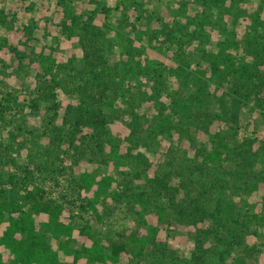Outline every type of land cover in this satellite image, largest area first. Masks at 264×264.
I'll return each instance as SVG.
<instances>
[{
	"label": "rangeland",
	"instance_id": "rangeland-1",
	"mask_svg": "<svg viewBox=\"0 0 264 264\" xmlns=\"http://www.w3.org/2000/svg\"><path fill=\"white\" fill-rule=\"evenodd\" d=\"M181 19L189 23L184 39L192 38L184 52ZM222 43L255 77L248 99L237 86L206 84L215 113L227 119L214 132L204 125L209 106L197 115L200 86L185 82L180 69L184 55L192 69ZM263 47L264 0H0V102L10 100L0 122V190L22 202L39 187L65 214L91 220L98 235L128 237L139 216L126 200L104 209L100 220L81 209L79 173L94 163L77 166L93 156L99 172L113 176V191L126 184L149 199L157 226L152 250L122 264H264V209L251 204L264 200ZM145 98L151 101L143 104ZM240 98L246 103L237 108ZM94 100L103 104L107 126L131 145L124 163L106 165L109 153L91 129L84 138L74 131V110ZM105 101L125 106L127 116ZM154 113L167 119L165 132L154 129ZM107 131L98 132L102 143ZM210 146L226 158L197 153Z\"/></svg>",
	"mask_w": 264,
	"mask_h": 264
},
{
	"label": "trees",
	"instance_id": "trees-1",
	"mask_svg": "<svg viewBox=\"0 0 264 264\" xmlns=\"http://www.w3.org/2000/svg\"><path fill=\"white\" fill-rule=\"evenodd\" d=\"M106 10L109 11L108 8ZM181 21L183 24L180 29L183 36L179 41L184 45V52L185 45L191 44L192 38L184 39L189 23H184L182 19ZM225 49L226 45L222 43L220 49L206 51L202 55L199 65L192 69H189V62L186 60L188 57L184 55V65L180 69V75L185 82L191 80L193 85L200 86L198 93L206 97L205 100L203 97L200 99L199 94L195 95L197 98L195 106L201 108L199 111L197 109V115L204 106H209L208 113L204 118V125L208 130L213 128L214 132H217L215 126H219L227 119H223L221 113H215L217 110L212 107L215 94L206 93V84L215 79L218 82L237 86V92L243 98L248 99L251 96L249 86L255 77V74L250 71L249 63L237 64L225 53ZM257 59L258 68L260 67V72L264 73V47L261 52L257 53ZM56 76L52 75L53 82H58L59 79ZM207 77L209 80L205 81ZM55 87L53 84L50 85L49 90L46 91L47 94H51ZM152 91L153 95L154 90ZM48 96L46 95V97ZM147 101L151 100L145 98L143 104ZM9 103V99L7 104L0 102V122L4 118L5 111L9 108ZM245 103L246 100L236 99L237 108H241ZM106 105L123 116L127 113L123 110L126 108L125 106L115 107L111 101H107ZM74 111L77 115L73 121L74 125L72 124L74 131H78V133L80 131L79 137L84 138L86 136L81 134H88L84 128L91 129L99 150H106L109 153V155L104 154L106 165L124 163L125 156L132 155L131 145L127 143V138L122 136V131L120 129L113 131L107 126L111 120L107 117L103 104L100 105L94 100L93 104H86ZM159 115L153 114L152 120L155 122L157 120L154 129L165 132L166 126L169 124H167V119ZM190 116H193V120H197L196 115L191 114ZM105 129L108 130L106 143H102L103 141L98 140L100 138L98 132L101 130L104 133ZM199 130L201 132L203 129L199 128ZM197 153L211 158L213 161H222L227 155V153L224 154L211 146L208 149L198 148ZM92 157H86V160L77 166L81 169L88 162L94 163L93 167H87L79 173L81 187L85 192L83 201L80 203L82 211H92L100 220L104 209L109 208L115 201L126 200L138 213L137 228L128 237L118 239L98 235L91 220L86 218L84 222H79L77 213L65 214V207L62 203L46 201L39 195V187L29 190L28 195L22 197V202L9 199L10 195H6L0 190V228L3 227L0 233V264H122L126 257H138L144 253V250L147 252L152 250V246L155 245L157 226L149 216V199L141 191H131L132 188L126 184L119 190L113 191L111 189L114 181L113 176L109 173H100L99 170L102 167ZM46 168V165L39 167L40 170H46ZM31 173L33 172L30 171ZM160 182H163L162 179ZM10 183L14 187L17 185L13 178H10ZM253 185L254 189H258L256 183ZM251 201L253 202H251L252 208L261 205V209H264V200L258 198ZM76 230H78L77 235H75ZM72 242H79L80 246L73 247Z\"/></svg>",
	"mask_w": 264,
	"mask_h": 264
}]
</instances>
